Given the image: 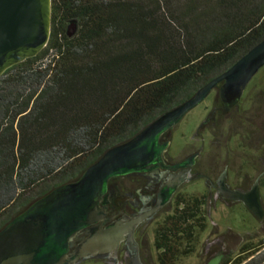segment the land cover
Instances as JSON below:
<instances>
[{
	"label": "trees",
	"instance_id": "16d2710c",
	"mask_svg": "<svg viewBox=\"0 0 264 264\" xmlns=\"http://www.w3.org/2000/svg\"><path fill=\"white\" fill-rule=\"evenodd\" d=\"M263 39L264 0H51L45 47L0 76V230ZM197 210L176 202L160 264L192 251ZM221 264H264V240Z\"/></svg>",
	"mask_w": 264,
	"mask_h": 264
},
{
	"label": "flooded vegetation",
	"instance_id": "af4514ba",
	"mask_svg": "<svg viewBox=\"0 0 264 264\" xmlns=\"http://www.w3.org/2000/svg\"><path fill=\"white\" fill-rule=\"evenodd\" d=\"M221 85L222 82L217 83L196 106L199 109L195 116L182 122L192 109L163 135L160 143L167 144L162 155L163 168L108 181L98 203L104 213L98 224L101 231L119 236V242L114 251L79 257L74 264H133L135 259L140 264H160L159 254L166 248L162 231L168 229L170 217L177 214L179 199L195 201L197 214L204 219V229L196 233L190 244L192 251L199 245L198 254L207 255L204 264H221L228 257L225 243L216 235L209 236L210 230L217 228L208 221L213 204L219 203V214H235L238 210L252 215L232 194H246L256 187L264 217V66L228 109L219 96ZM186 127H192L187 134ZM96 225L79 231L68 248V258L78 253L79 245ZM228 232L224 230L220 236ZM200 235L205 237L199 242ZM164 240H175L178 250L189 248L185 239L178 240L169 232ZM187 254L179 255L174 264Z\"/></svg>",
	"mask_w": 264,
	"mask_h": 264
},
{
	"label": "water",
	"instance_id": "95a60500",
	"mask_svg": "<svg viewBox=\"0 0 264 264\" xmlns=\"http://www.w3.org/2000/svg\"><path fill=\"white\" fill-rule=\"evenodd\" d=\"M51 0H0V76L8 68L36 56L50 32ZM69 21L65 35L76 32ZM264 66V39L241 56L225 72L199 88L189 99L164 112L126 142L105 151L79 178L61 185L33 202L0 230V264H74L79 257L114 251L119 236L100 230L103 210L98 203L111 179L163 168L166 143L161 138L189 111L198 106L216 86L228 109ZM260 220L263 217L257 188L233 193ZM97 224V225H96ZM96 225L79 245L76 255L67 251L80 230ZM215 261L213 264H216ZM133 264H140L137 259Z\"/></svg>",
	"mask_w": 264,
	"mask_h": 264
},
{
	"label": "rangeland",
	"instance_id": "374dc122",
	"mask_svg": "<svg viewBox=\"0 0 264 264\" xmlns=\"http://www.w3.org/2000/svg\"><path fill=\"white\" fill-rule=\"evenodd\" d=\"M205 103V102H204ZM201 107V106H200ZM199 108H194V111L189 112L183 119L182 122L185 123L191 115L195 116ZM183 124V123H182ZM192 126V125H191ZM192 127L184 128L185 134L190 131ZM214 208L211 214H209V220L211 222V226L213 224L217 226V228H212L210 230L209 236L212 237L216 235L222 242L225 243V251L224 253L230 258H234L237 253L239 247L246 243L252 242L256 243L257 241L264 240V217L260 221L254 218L251 214H247L243 211H236L235 214H219L221 211V207L219 203L213 204ZM264 209V206H263ZM207 221V222H208ZM224 230H229L225 235L220 236L224 233ZM214 231V232H213ZM213 232V233H212ZM215 233V234H214ZM204 235H200L199 242L204 239ZM152 251V249H151ZM199 245H195L194 251L188 253L186 256L180 257L176 264H204V261L207 257L198 254ZM81 264H94L93 262H84Z\"/></svg>",
	"mask_w": 264,
	"mask_h": 264
}]
</instances>
